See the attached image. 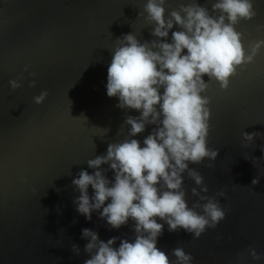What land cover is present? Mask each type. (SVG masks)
<instances>
[{
    "label": "water",
    "instance_id": "obj_1",
    "mask_svg": "<svg viewBox=\"0 0 264 264\" xmlns=\"http://www.w3.org/2000/svg\"><path fill=\"white\" fill-rule=\"evenodd\" d=\"M188 2L167 0L166 15ZM198 2L211 9L210 0ZM145 3L0 0V264H84L90 258L81 235L85 227L105 241L118 237L114 246L134 238L131 218L111 228L96 210L90 220L78 213L73 201L80 193L72 180L81 169L92 173L87 160L126 138V116L139 115L117 107L118 98L107 95L106 83L117 37L133 32L141 42L157 39L145 19ZM254 7L256 15L236 25L249 51L256 40H264V29H258L264 25V0H254ZM13 78L21 81L14 90ZM32 80L35 86H29ZM45 89L48 95L36 104L33 97ZM203 94L210 97L208 146L219 151L214 161L205 158L189 167L204 177L206 195L225 192L217 199L226 216L199 238L183 228L169 231L157 217L164 223L157 247L170 260L175 259L172 249L183 247L194 264H236L240 256L243 264H264V255L253 260L249 254L251 248L264 254V135L251 143L242 137L245 131L264 134V47L252 62L237 67L226 89L213 79ZM154 127L146 125L135 138L142 142ZM245 153L260 159L252 162ZM105 174L113 178L112 169ZM183 175L192 206L198 197L191 188L199 186ZM255 176L260 180L253 185ZM72 244L80 248L78 254Z\"/></svg>",
    "mask_w": 264,
    "mask_h": 264
},
{
    "label": "clouds",
    "instance_id": "obj_2",
    "mask_svg": "<svg viewBox=\"0 0 264 264\" xmlns=\"http://www.w3.org/2000/svg\"><path fill=\"white\" fill-rule=\"evenodd\" d=\"M166 2L146 0L144 4L145 19L157 39L141 42L129 32L117 37L112 49L106 93L118 98L117 107L136 109L139 115L126 116L125 123L130 126L126 138L109 143L106 154L87 160L88 167L94 169L92 173L81 169L72 180L80 193L73 201L78 213L90 220L96 210L111 228H120L131 218L135 236L121 239L119 246H114L118 237L105 241L97 231L83 228L81 235L88 241L84 249L90 253L84 264H194L192 254L183 247L172 249L175 259L171 260L157 247L164 228L157 217L167 223L169 231L183 228L199 238L226 216V208L217 199L225 192L206 195L204 177L189 163L198 164L205 158L214 161L219 151L207 142L210 97L203 93L209 81L214 79L226 89L237 67L252 62L264 47V40H256L250 51L246 50L243 34L236 28L241 20L256 15L254 0H210L211 9L190 0L167 11V15ZM258 29H264V25H258ZM35 84V80L29 82V86ZM9 85L14 90L21 81L13 78ZM47 95V90H42L33 100L40 104ZM150 124L156 127L142 142L136 139ZM260 135L264 134L242 133L248 143ZM260 148L264 152V144ZM243 155L252 162L260 159ZM103 164L109 167H101ZM109 168L113 170L112 179L105 174ZM184 173L199 186L191 188L192 195L198 197L192 206L186 199ZM259 180L255 176L251 183ZM71 247L75 253L80 252L76 244ZM249 254L253 260L264 255L255 248ZM236 264H243V256Z\"/></svg>",
    "mask_w": 264,
    "mask_h": 264
}]
</instances>
